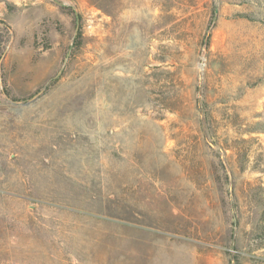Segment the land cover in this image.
<instances>
[{"label":"rangeland","instance_id":"1","mask_svg":"<svg viewBox=\"0 0 264 264\" xmlns=\"http://www.w3.org/2000/svg\"><path fill=\"white\" fill-rule=\"evenodd\" d=\"M142 1L0 0V264H264V0Z\"/></svg>","mask_w":264,"mask_h":264},{"label":"bare ground","instance_id":"2","mask_svg":"<svg viewBox=\"0 0 264 264\" xmlns=\"http://www.w3.org/2000/svg\"><path fill=\"white\" fill-rule=\"evenodd\" d=\"M122 6L126 7L129 6V8H136L142 5V0H122ZM130 25L128 24L126 28H128Z\"/></svg>","mask_w":264,"mask_h":264},{"label":"built area","instance_id":"3","mask_svg":"<svg viewBox=\"0 0 264 264\" xmlns=\"http://www.w3.org/2000/svg\"><path fill=\"white\" fill-rule=\"evenodd\" d=\"M3 89V84H2V79H1V76H0V92L2 91Z\"/></svg>","mask_w":264,"mask_h":264}]
</instances>
